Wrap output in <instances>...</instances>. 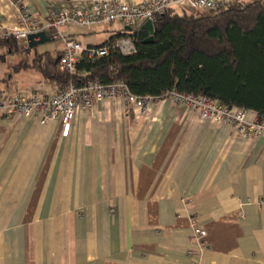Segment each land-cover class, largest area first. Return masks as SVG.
I'll list each match as a JSON object with an SVG mask.
<instances>
[{
  "label": "crops",
  "instance_id": "0c3cea01",
  "mask_svg": "<svg viewBox=\"0 0 264 264\" xmlns=\"http://www.w3.org/2000/svg\"><path fill=\"white\" fill-rule=\"evenodd\" d=\"M26 1L42 22L72 3ZM0 18L14 25L22 14L0 0ZM94 26L111 35L84 43L61 32L89 46L132 33L123 21ZM45 32L19 57L0 58V101L59 91L34 66L65 48ZM51 40L62 44L40 47ZM195 227L206 235L194 237ZM0 264H264V135L170 100L151 101L146 114L122 98L97 101L68 127L0 113Z\"/></svg>",
  "mask_w": 264,
  "mask_h": 264
},
{
  "label": "trees",
  "instance_id": "16d2710c",
  "mask_svg": "<svg viewBox=\"0 0 264 264\" xmlns=\"http://www.w3.org/2000/svg\"><path fill=\"white\" fill-rule=\"evenodd\" d=\"M180 8H168L157 17L154 42H139L127 32L111 38L132 36L133 54L111 50L96 60H82L77 74L61 69L60 57L48 52L34 66L59 89L121 79L136 96L158 98L173 90L205 95L228 109L252 110L264 118V0H233L203 12ZM18 51L15 39L0 37V58Z\"/></svg>",
  "mask_w": 264,
  "mask_h": 264
},
{
  "label": "built area",
  "instance_id": "2783aa9c",
  "mask_svg": "<svg viewBox=\"0 0 264 264\" xmlns=\"http://www.w3.org/2000/svg\"><path fill=\"white\" fill-rule=\"evenodd\" d=\"M12 1L20 9L22 18L14 25H7L0 18V37L6 40L15 39L19 48H27L30 34L51 30L54 39H62L65 43L59 60L61 69L77 74L78 64L82 60H96L107 56L111 50H118L124 55L133 54L136 52V43L132 36H123L102 45H83L62 34L61 27L65 25L89 27L123 21L134 29L148 20L155 23L159 15L174 5H187L193 11H206L226 7L233 0H142L141 4L134 0H69L72 3L51 13L44 22L30 12L26 0ZM8 51L11 49L8 48ZM116 98L140 107L143 114L148 112L151 101L170 100L177 107L194 112L201 120L230 124L245 137L255 139L264 135V118L250 121L247 119V110H231L217 99L205 95L186 96L174 90L158 98L136 96L121 79L111 82L97 79L71 83L52 96L43 91L31 96L12 94L0 101V113L9 116L21 115L43 124L62 118L64 126L68 127L77 111H88L97 101ZM193 231L196 238L206 235L202 227H195Z\"/></svg>",
  "mask_w": 264,
  "mask_h": 264
},
{
  "label": "rangeland",
  "instance_id": "374dc122",
  "mask_svg": "<svg viewBox=\"0 0 264 264\" xmlns=\"http://www.w3.org/2000/svg\"><path fill=\"white\" fill-rule=\"evenodd\" d=\"M201 12H203V11H201ZM61 30L76 32L75 34H78L77 36H80V38H77V37H73V38L74 39L77 38L78 40L81 39L82 42H84V43H86L87 41H92V42L94 41L95 43H98V42L102 41V39L104 37L108 38L111 35L110 29H107L109 31H106V26L105 27L94 26V27L83 28V27H79V26L67 25V26L63 27ZM87 38H88V40H87ZM61 44H62L61 40H51L48 43L40 45V47L46 45L48 48H50V47L57 48V46L60 47ZM40 51H43V50L40 49ZM9 56L19 57L20 53L19 52L6 53L4 58H7Z\"/></svg>",
  "mask_w": 264,
  "mask_h": 264
},
{
  "label": "water",
  "instance_id": "95a60500",
  "mask_svg": "<svg viewBox=\"0 0 264 264\" xmlns=\"http://www.w3.org/2000/svg\"><path fill=\"white\" fill-rule=\"evenodd\" d=\"M129 29L132 30L133 37L139 42L151 43L155 41L154 34L156 30V25L150 20L145 21L144 23H142V25L139 28L135 30L131 29L130 27ZM46 36L47 35L45 31L30 34L29 35L30 46L32 47L37 45L38 43L43 42Z\"/></svg>",
  "mask_w": 264,
  "mask_h": 264
}]
</instances>
